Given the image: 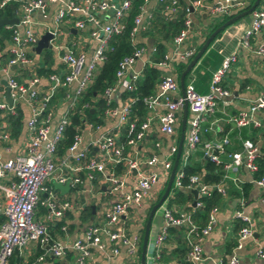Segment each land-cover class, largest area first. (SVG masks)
<instances>
[{
  "label": "built area",
  "instance_id": "1",
  "mask_svg": "<svg viewBox=\"0 0 264 264\" xmlns=\"http://www.w3.org/2000/svg\"><path fill=\"white\" fill-rule=\"evenodd\" d=\"M14 0H0V11H3ZM133 0H22L19 10L15 11L17 24L3 25L10 31V45L7 49L5 62H0V76L3 77L9 90L11 103L8 104L0 97V114H15V106L18 102H24L29 108L30 115L26 120L27 140L26 146L17 154L3 158L0 152V191L4 201L0 205V215L4 221L0 223V264H7L14 251L18 256L26 246L32 244L38 248L37 253L25 264H48L52 259L64 257L68 252L73 253L75 264H86L90 255V249L96 248L104 254L106 262L113 264L111 260L119 253V245L126 247L128 259L136 260L138 241L136 237L129 238L119 230L103 229L104 226L86 227L81 237L70 243H64L54 238L47 231V222L58 220L71 208L67 199H60L52 187V182L68 184L73 189L85 187L90 193L94 188L93 183L96 174L108 183L109 190L118 194L114 200L103 209L102 215L105 225L117 224L132 206L139 205L141 200L148 195L152 184L160 181L165 184L172 167L177 146L170 145L163 158L151 156L146 159L134 155L132 148L140 141L149 124V117L138 124L129 119L132 113V105L137 101L136 97L126 96L122 101L116 102L114 95L118 91L131 92L136 88V80L141 72L133 70V64L140 59L143 53L142 46H136L129 55L122 57L114 72L113 82L106 86L101 94L104 99L102 120H114L115 126H125L124 139L121 140L110 130H102L91 139L83 141L82 132H95L100 129V123L88 121L79 109L78 101L105 60V53L111 49L109 44L113 36H117L124 27L123 20L129 13ZM163 4L164 9L173 17L179 10V3L183 2L184 18L183 27L172 38L174 52L179 59H188L195 53L193 48L178 50L183 42L189 27V14L192 10H203L211 15H227L230 9L240 5L239 0H142L138 10L132 18V27L129 33L131 43H134L135 35L146 29L150 18L146 8L147 2ZM50 3L56 4L53 15V27L45 32L51 34L48 40L50 49L55 53L62 65L63 71L51 72L46 76L49 85L41 89L39 82L41 76L35 73L33 66L24 81H18L11 68L15 66H31V59L24 52L25 48L35 46L39 33L35 30L37 22L33 13L39 11L42 15ZM110 10L109 17L106 14ZM71 19L72 25L77 30H89L87 35L96 39V45L91 48V53L86 56L84 52L76 51L71 45H61L57 38L60 27L65 20ZM264 26V10L253 9L251 22L239 39V46L247 47L248 38L258 32ZM32 48V49H33ZM153 52L155 48L153 47ZM258 54H264V40L256 47ZM235 60L234 54L223 58L220 67L212 72L209 90L205 94L197 93L191 84L183 86V92L173 97L172 94L179 91L175 79L169 75H162L155 84V91L140 100L146 110L162 106L163 112L158 115L159 130L171 136L174 133L176 113L186 104L189 112L187 130L183 138L178 161L180 165L175 168L171 187L175 189L196 190L195 206H201L199 197L205 196L210 190H216L224 194V178H230V173L239 166L244 167L251 174L256 171L255 158L258 150L249 139L242 142V150L230 154L231 161L222 165V178L213 184L202 182L200 176L189 175L186 182H182L184 176L182 167L187 163L188 157L199 142L201 127L205 115L211 113L215 107V101L219 97L227 96V90L221 86V77L228 68L229 63ZM172 57L163 55V59L155 62L160 67H170ZM128 74V76H127ZM59 89H67L64 92L66 107L58 118L54 128H50L51 100ZM264 109V94L255 97L246 109L231 116V121L237 127L252 125L259 127L261 122L255 116L258 110ZM77 111L80 123L76 126L72 141L61 155H56V148L62 138V133L69 124L70 116ZM8 124L0 128V148L8 151L3 142L9 139ZM225 142V140H223ZM93 150L95 152H93ZM222 151V143L206 142L203 145L204 156L214 162L220 163L215 153ZM110 167H107V166ZM121 165L123 173L134 172L135 183L130 191L122 192L124 179L114 171V167ZM177 166V165H176ZM149 168V169H148ZM153 168V169H151ZM5 179V181H3ZM253 183L264 190V177L251 179ZM48 183V184H47ZM40 195L44 197L41 199ZM264 203V196L261 200ZM41 205L45 209L43 220L36 218L37 207ZM161 209L162 227L153 238L152 254L150 259L154 261L160 256V248L167 234L168 227H179L182 230L187 251L185 261L188 264H196L204 259L201 251L202 240L210 233L215 221L217 206L212 207L203 226H197L190 215L174 216L166 201H162ZM234 216L242 222L236 233L234 249H239L243 240L251 237L250 219L236 211ZM46 222V223H45ZM100 231L108 237L109 245L105 246L100 239ZM232 251L227 259H216L212 264H238L237 256ZM256 255L264 258V247L258 246ZM23 264V263H22ZM152 264V263H151Z\"/></svg>",
  "mask_w": 264,
  "mask_h": 264
},
{
  "label": "crops",
  "instance_id": "2",
  "mask_svg": "<svg viewBox=\"0 0 264 264\" xmlns=\"http://www.w3.org/2000/svg\"><path fill=\"white\" fill-rule=\"evenodd\" d=\"M21 1L22 0H14L10 3L7 6L9 11H2V13H0V18L5 17L10 19L14 17L15 11L19 10V3ZM205 1L212 2L213 0ZM239 1L240 5L232 7L227 15H211L201 9L192 10L189 14V30L183 42L179 45L178 50L193 48L196 53L211 33L210 28L215 22L221 20L223 17L231 18L232 16L241 13L248 9L254 2V0ZM56 6L57 5L54 3L48 4L44 15L39 11L33 13L32 16L37 22L35 30L39 35L53 27L52 19ZM180 7L181 6L179 5V8ZM146 8L150 16L146 29L143 32L137 33L134 38V41L138 43L139 46L143 47V53L141 58L135 61L132 69L139 70V68L144 65H155V62L152 61L153 54L156 52V45L161 44L164 48L163 55L172 57V65L170 67L155 66L159 69L160 76L169 74L177 82L179 91L172 94L173 97L181 93L180 87H183L186 84H191L197 93H207L212 72L220 67L224 57L231 54H234L235 56V60L229 63L220 82L221 86L227 90L228 95L217 98L214 110L211 113L206 114L204 120L201 122L199 142L191 152V160L202 167L201 159L208 160L203 154L204 143H222V151H215L217 158L220 161L219 166L221 167L222 176L224 173L222 165L231 161L230 154L232 152H240L242 150L241 145L245 139H249L253 142L258 150V154H264V152L261 153V148L264 145V109L258 110L255 113V116L261 122L259 127H253L252 125L237 127L231 121H228L231 116L246 109L255 97L264 94V54H258L256 52V47L264 40V26L248 38L247 47L239 46V39L251 22V12L238 17L232 23L223 27L218 35H215L216 37L214 36L209 42L208 46L190 69L184 73L180 86V76L193 56L188 59H179L176 57L174 44L172 43L174 35H169L170 30H168L169 27L166 26V24L169 21H172L175 16L173 17L170 15L164 9L163 4L150 1L146 3ZM254 9L264 10V0H258ZM106 14L109 17L110 12L108 11ZM1 27L5 29L3 26ZM88 30V27L87 30L84 31L77 30L73 27L71 19L65 20L60 27L57 41L61 45H71L74 50L84 52V54L88 56L91 53V48L96 45L97 41L96 39L88 37ZM9 45L10 37H3L0 34V62L2 63L5 62L4 60L7 57V49ZM153 47L155 48L154 52L152 50ZM32 48L33 47L24 49V52L31 59V66L18 65L11 68L12 73L18 81L25 80L27 75L31 72L30 68L32 66L33 69H36L37 67L44 65L43 58L40 56L43 51H51V64L49 66L44 65V68L47 69L49 67L52 72L61 73L63 71L62 65L52 49L44 48L37 54ZM177 67L181 69L179 70ZM47 75L48 74L40 75L41 80L39 86L43 90L49 85V82L46 79ZM138 79H141L140 74ZM6 87L3 77L0 76V97L3 100H5L4 93ZM66 90L59 89L55 97L51 100V129L55 127L58 118L66 107V98L63 95ZM154 91L155 87L153 92ZM124 94L125 92L121 90L115 93L114 98L117 103L125 98ZM92 100H94V98L90 99V101ZM77 104L78 106L80 105L79 109L81 112L85 107H90L87 102H78ZM15 109L18 110L20 122L17 136L11 135L10 124L8 120L5 119L6 115L0 114V128L5 126L6 123L8 124L7 128L10 131L7 130L9 133V139L2 144L3 147L6 146L8 148V151L0 148L3 158L17 154L26 146V120L30 115V111L24 102H18ZM162 112V106L155 107L151 110L144 109L140 121L148 116L149 124L143 138L132 148L136 157L146 159L151 156H156L161 159L167 153L170 145H178L181 133H183L184 138L189 118L188 109H186L185 115L183 107L177 111L174 126L175 134L171 136H168L159 130L158 115ZM131 120H134L135 123L137 122L134 113ZM100 124V129L95 132L83 131V141L91 139L102 130H110V132L115 133L119 139L123 135L125 126L116 127L115 121L112 119L102 120L101 118ZM223 140H225V142H223ZM182 144L183 139L181 147ZM93 152L95 151L93 150ZM107 167L110 166L108 165ZM116 168L117 167H114V171L119 173L122 179H124L121 188L122 192L130 191L135 183L134 172L124 174L123 167L121 169ZM252 174L244 167L239 166L229 175L230 177H234L236 181H233L230 178L223 179L225 192L223 195L220 194L219 202L216 204L217 210L215 213L214 224L210 233L201 242V251L204 259L196 264H212L213 260L227 259L232 251H235L234 253L237 256L238 264H264V258H259L256 255L257 247H264V203L261 202L264 196V190L251 181V179H253ZM3 181H5V179ZM165 184L160 181L152 184L149 188L148 195L141 200L140 204L129 208L126 215L121 217L117 224L111 226L105 225L102 212L103 209L115 199V197H118V194L109 190L108 183L101 179L100 174H96L93 183L94 188L90 193H88L83 186L75 189L68 187L63 193H60L53 188L55 194L60 199L64 198L69 200L72 206L58 220L47 223L45 222L47 225V231L54 238L64 243H70L76 238L81 237L84 229L90 225L99 227L104 226L103 229L109 231L114 229L122 231L129 238L136 237L138 241L136 260L130 261L126 254V247L124 245H119V253L112 258L111 263L140 264L142 234L146 217L152 205L155 204L162 195ZM180 190L183 191L184 189L182 188ZM187 193L188 192L184 191V196L181 201L177 199V201L168 202L169 199L171 200L173 198V191L170 186L164 201H166L174 216L190 215L191 217L194 215V207L198 206H195V203H192L196 197L194 198L191 192H189V196ZM43 197V195H40L41 199ZM3 201L4 196L0 191V205ZM39 206L37 207L36 218L43 220L45 209L43 207L39 208ZM85 207H88L90 211V215L88 216L85 213ZM236 211L242 212V214L250 219V228L252 231L251 237L243 240L239 249H234V246L236 242V233L238 228L242 225V222L234 216ZM194 221L199 223L196 220ZM162 223L161 209L158 208L150 220L144 253V264H180V262L185 260L186 245L183 242L182 230L179 227L167 228L166 237L161 244L160 256L154 261L150 259L153 238L161 229ZM100 239L105 246L109 245L108 237L104 231H100ZM37 251L38 248L32 246V244L26 246L22 251V255L18 256V258H20V263L25 264L34 257ZM105 262L106 260L103 253L96 248L90 249V255L86 259V264H104ZM48 264H75L73 253L68 252L62 258L52 259Z\"/></svg>",
  "mask_w": 264,
  "mask_h": 264
},
{
  "label": "trees",
  "instance_id": "3",
  "mask_svg": "<svg viewBox=\"0 0 264 264\" xmlns=\"http://www.w3.org/2000/svg\"><path fill=\"white\" fill-rule=\"evenodd\" d=\"M142 0H133L132 5L130 7L129 13L126 16V18L123 20V30L117 35L113 36L109 44L111 46V49L108 50L105 53V60L102 62V64L99 66V69L93 79V82L87 87L85 92L82 94L81 98L79 99V103L87 102L88 107H85L82 110V113L88 121H92L93 123H100V116L102 115V109L104 107V99L101 97V94L104 90V88L108 85H110L114 80V72L117 67L118 61L126 56L129 55L132 51V49L136 46H139L138 43L134 41V43H131L129 39V33L132 27V18L135 15L136 11L138 10V6L141 4ZM181 7L179 8V11L177 12L175 18L172 21H169L166 26H168V30H170L169 35H175L178 33V31L183 27V18H184V6L183 2H180L179 4ZM3 11H9L8 7H6ZM2 13V11H0ZM228 17H223L221 20L215 22L212 27L210 28V32H212L215 28H217L219 25H221ZM219 33V32H218ZM216 34V36L218 35ZM0 34L3 37H10V31L5 30L2 27H0ZM168 35V34H167ZM215 36V37H216ZM163 46L161 44L156 45V52L153 54L152 61L158 62L163 59ZM43 58V64L44 65H50L51 64V58L50 54L45 51V53L42 56ZM44 65L37 67L35 69V73L37 75H44L49 74L52 72V70L48 67L45 69ZM181 67V66H180ZM183 67V66H182ZM177 69H181L178 68ZM141 79L136 80V88L134 91L131 92H125V97H136L137 101H135L132 105V113L129 119L132 118L133 113L136 115L137 124L139 123L141 119V115L144 112V106L141 102V98L151 95L153 93L155 84L160 80V71L158 68H156L155 65H144L141 69ZM90 101V99H93ZM91 102V103H90ZM92 109V112H91ZM5 119L8 120L11 128V135L17 136L19 132V113L18 110L15 109V115L6 114ZM80 123V119L78 116L77 111H74L73 114L70 116V121L67 126H65L62 138L59 141L57 148H56V155H61L65 148L70 144L72 141L73 134L75 133L76 126ZM8 130V128H7ZM9 131V130H8ZM10 132V131H9ZM125 129L123 131V135L120 137L121 140L124 139ZM264 152V145L261 148V153ZM202 167H200L199 164H196L193 160H191V155L188 157L187 163L182 167L183 171V178L182 182H186V178L189 175H198L200 176L202 182L207 184H213L218 182L221 179V167L219 166V163H212L208 160L201 159ZM255 164H256V171L253 172L252 177L254 179H258L260 177H264V154H258L255 158ZM180 165V162H177L176 168ZM116 169H121V165H117ZM173 191V198L168 202L177 201L181 199L184 196V191L188 192V196L190 195V191L188 190H180L172 188ZM220 199V193L216 190H210L209 193L205 196H201L198 198V200L201 202V206L194 207V215L193 222L197 226H203L205 225L207 221V216L209 210L216 206L218 204ZM85 213L86 215H90V211L88 207H85ZM194 220H196L199 223H196ZM4 221V217L0 216V223ZM171 229V228H170ZM173 229V228H172ZM184 242V240H183ZM185 244V242H184ZM186 245V244H185ZM187 251V246H186ZM185 251V253H186ZM7 264H22L20 263V258H18L17 252L14 251L11 257H9ZM180 264H188L187 261H182Z\"/></svg>",
  "mask_w": 264,
  "mask_h": 264
},
{
  "label": "water",
  "instance_id": "4",
  "mask_svg": "<svg viewBox=\"0 0 264 264\" xmlns=\"http://www.w3.org/2000/svg\"><path fill=\"white\" fill-rule=\"evenodd\" d=\"M257 2H258V0H254L252 5L248 9L242 11L241 13H239L237 15L232 16L231 18H228L226 21H224L221 25H219L217 28H215L209 34V36L206 38V40L204 41V43L200 47V49L193 55L192 59L189 60V62L187 64V67L185 68L184 72L181 74L180 79H179L180 86H181V80H182V77H183L184 73L186 71H188L190 69V67L195 63V61L200 57V55L203 53V51L208 46L209 42L213 39V37L223 27H225L226 25L232 23L238 17L246 15L247 13H250L255 8ZM15 24H17V17L16 16H14V17H12L10 19H7L5 17L0 18V27L3 26V25H15ZM50 38H51V34L49 32H44L43 34H41L40 37L38 38L36 44H35V47L33 48L35 53L38 54L40 52V50H42L44 48L49 49L50 48V44L48 43V40ZM180 88H181L180 91L182 93L183 92V90H182L183 87L181 86ZM4 98H5V100H6V102L8 104L11 103V99L9 97V90H8L7 87L5 88ZM186 109H187V107H186V104L184 103V105H183L184 115H185ZM182 139H183V133H181L180 137H179V141H178L177 149H176V152H175L174 160H173L172 167H171V170L169 172V175H168V178H167V181H166V184H165L164 191H163L162 195L160 196L159 200L155 204L152 205V207L150 208V210L148 212V215L146 217V221H145V224H144V230H143V234H142V244H141V252H140V264H144V253H145V249H146V242H147L148 230H149V224H150L151 217L158 210L161 202L164 200V198L166 197V195H167V193H168V191L170 189L172 178H173V174H174V170L176 168V165H177V162H178V157H179V154H180ZM52 187L55 190H58L60 193H63L64 191H66L68 189V184H66V183L65 184H58V183L52 182ZM190 192L193 194V197L195 198L196 197V190L192 189V190H190ZM194 203H195V200L193 201L192 204H194Z\"/></svg>",
  "mask_w": 264,
  "mask_h": 264
},
{
  "label": "rangeland",
  "instance_id": "5",
  "mask_svg": "<svg viewBox=\"0 0 264 264\" xmlns=\"http://www.w3.org/2000/svg\"><path fill=\"white\" fill-rule=\"evenodd\" d=\"M110 12V10H108ZM45 53V51H43L40 56H43V54ZM48 54H51V51H47ZM42 206H39V208H41Z\"/></svg>",
  "mask_w": 264,
  "mask_h": 264
}]
</instances>
